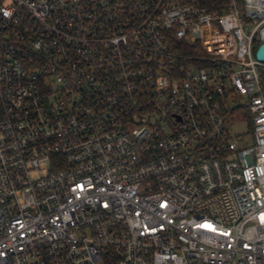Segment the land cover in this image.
I'll use <instances>...</instances> for the list:
<instances>
[{
	"label": "built area",
	"instance_id": "obj_1",
	"mask_svg": "<svg viewBox=\"0 0 264 264\" xmlns=\"http://www.w3.org/2000/svg\"><path fill=\"white\" fill-rule=\"evenodd\" d=\"M257 44L264 0H0V264H264Z\"/></svg>",
	"mask_w": 264,
	"mask_h": 264
},
{
	"label": "rangeland",
	"instance_id": "obj_2",
	"mask_svg": "<svg viewBox=\"0 0 264 264\" xmlns=\"http://www.w3.org/2000/svg\"><path fill=\"white\" fill-rule=\"evenodd\" d=\"M232 126L233 127L230 129L231 136L234 138V140L238 141V144H242L240 137L248 135L249 133L247 122L238 121L237 123L232 124Z\"/></svg>",
	"mask_w": 264,
	"mask_h": 264
},
{
	"label": "water",
	"instance_id": "obj_3",
	"mask_svg": "<svg viewBox=\"0 0 264 264\" xmlns=\"http://www.w3.org/2000/svg\"><path fill=\"white\" fill-rule=\"evenodd\" d=\"M256 57L260 62L264 63V44L258 48Z\"/></svg>",
	"mask_w": 264,
	"mask_h": 264
},
{
	"label": "trees",
	"instance_id": "obj_4",
	"mask_svg": "<svg viewBox=\"0 0 264 264\" xmlns=\"http://www.w3.org/2000/svg\"><path fill=\"white\" fill-rule=\"evenodd\" d=\"M256 46H257V47H259L260 45H259V44H257ZM233 114L235 115L236 113H233ZM238 116H239V115H238ZM238 116H236V117L234 118V121H235V122H237V120L239 119V117H238Z\"/></svg>",
	"mask_w": 264,
	"mask_h": 264
},
{
	"label": "snow or ice",
	"instance_id": "obj_5",
	"mask_svg": "<svg viewBox=\"0 0 264 264\" xmlns=\"http://www.w3.org/2000/svg\"><path fill=\"white\" fill-rule=\"evenodd\" d=\"M206 227H212L211 225H207Z\"/></svg>",
	"mask_w": 264,
	"mask_h": 264
}]
</instances>
